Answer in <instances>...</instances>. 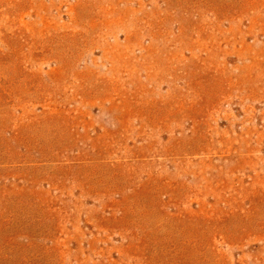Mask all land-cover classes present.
I'll use <instances>...</instances> for the list:
<instances>
[{
  "label": "rangeland",
  "instance_id": "rangeland-1",
  "mask_svg": "<svg viewBox=\"0 0 264 264\" xmlns=\"http://www.w3.org/2000/svg\"><path fill=\"white\" fill-rule=\"evenodd\" d=\"M0 264H264V0H0Z\"/></svg>",
  "mask_w": 264,
  "mask_h": 264
}]
</instances>
